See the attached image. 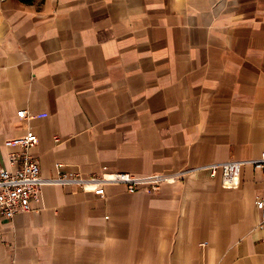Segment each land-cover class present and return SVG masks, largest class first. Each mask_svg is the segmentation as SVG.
<instances>
[{
    "label": "crops",
    "instance_id": "crops-1",
    "mask_svg": "<svg viewBox=\"0 0 264 264\" xmlns=\"http://www.w3.org/2000/svg\"><path fill=\"white\" fill-rule=\"evenodd\" d=\"M26 127L45 177L175 180L43 186L0 264H264V168L176 176L264 151V0H0V169Z\"/></svg>",
    "mask_w": 264,
    "mask_h": 264
},
{
    "label": "built area",
    "instance_id": "built-area-1",
    "mask_svg": "<svg viewBox=\"0 0 264 264\" xmlns=\"http://www.w3.org/2000/svg\"><path fill=\"white\" fill-rule=\"evenodd\" d=\"M16 115L19 118L30 117L26 109L18 110ZM37 139L36 133L30 127H26L21 135L6 140L7 145L17 150L9 154L10 168L0 169V215L4 218L9 219L18 213L30 211L33 203L40 202V189L46 185L76 186L96 194H103L106 185L122 184L129 193H134L139 190L158 191L163 183L175 180L174 176L159 172L148 174L102 172L82 175L69 171H57L56 174L45 177L40 172L38 161L31 155V149ZM244 165H252L258 169L264 168V151L257 157L229 159L184 169L176 176L182 177L187 172L195 170H207L212 175L219 173L225 183L237 185ZM256 205L264 221V199L257 198Z\"/></svg>",
    "mask_w": 264,
    "mask_h": 264
}]
</instances>
